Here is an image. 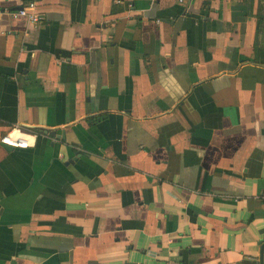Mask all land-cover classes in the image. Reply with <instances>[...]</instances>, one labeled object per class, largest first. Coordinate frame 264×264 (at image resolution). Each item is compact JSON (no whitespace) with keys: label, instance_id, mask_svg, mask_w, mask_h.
Listing matches in <instances>:
<instances>
[{"label":"crops","instance_id":"obj_1","mask_svg":"<svg viewBox=\"0 0 264 264\" xmlns=\"http://www.w3.org/2000/svg\"><path fill=\"white\" fill-rule=\"evenodd\" d=\"M167 261L264 264V0H0V264Z\"/></svg>","mask_w":264,"mask_h":264},{"label":"built area","instance_id":"obj_2","mask_svg":"<svg viewBox=\"0 0 264 264\" xmlns=\"http://www.w3.org/2000/svg\"><path fill=\"white\" fill-rule=\"evenodd\" d=\"M37 4L35 1L30 2L27 6L20 10L11 12V16L14 19L24 18L28 23L38 25L42 22L43 18L36 12ZM37 134L24 131L19 126L10 128L7 134L1 138V143L7 146L15 148H29L35 144ZM142 264V263H138ZM166 264H176L171 261H167Z\"/></svg>","mask_w":264,"mask_h":264},{"label":"water","instance_id":"obj_3","mask_svg":"<svg viewBox=\"0 0 264 264\" xmlns=\"http://www.w3.org/2000/svg\"><path fill=\"white\" fill-rule=\"evenodd\" d=\"M2 145H3V147H4L6 150H8V151H13V150H14L13 147L7 146V145H5V144H2Z\"/></svg>","mask_w":264,"mask_h":264}]
</instances>
